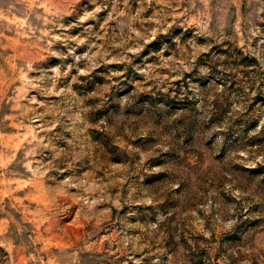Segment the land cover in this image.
<instances>
[{
	"label": "rangeland",
	"instance_id": "rangeland-1",
	"mask_svg": "<svg viewBox=\"0 0 264 264\" xmlns=\"http://www.w3.org/2000/svg\"><path fill=\"white\" fill-rule=\"evenodd\" d=\"M0 264H264V0H0Z\"/></svg>",
	"mask_w": 264,
	"mask_h": 264
}]
</instances>
